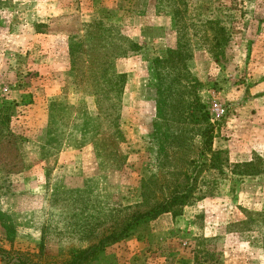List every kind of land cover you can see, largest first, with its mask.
Returning a JSON list of instances; mask_svg holds the SVG:
<instances>
[{"label":"rangeland","instance_id":"1","mask_svg":"<svg viewBox=\"0 0 264 264\" xmlns=\"http://www.w3.org/2000/svg\"><path fill=\"white\" fill-rule=\"evenodd\" d=\"M33 1L0 0V264L94 249L81 264L191 263L199 245L220 264H264V0H71L36 25L47 55L73 46L68 71L36 65ZM204 141L223 151L206 155L213 196L98 244L181 182ZM69 147L91 160L53 173ZM256 157L258 173H231Z\"/></svg>","mask_w":264,"mask_h":264},{"label":"trees","instance_id":"2","mask_svg":"<svg viewBox=\"0 0 264 264\" xmlns=\"http://www.w3.org/2000/svg\"><path fill=\"white\" fill-rule=\"evenodd\" d=\"M121 2V0H117L116 7L118 10L125 8L121 5ZM72 48V45L69 46L70 52L72 51ZM116 75L122 77L123 80L124 73H115V76ZM117 92L119 93L120 89ZM211 130L212 129H207V132H211ZM222 152L223 151L221 150H212L210 142L204 141L203 148L199 152L197 158L195 160H190L189 163L191 164V167L185 170L182 180L183 183L182 181L179 183H177L178 181H176L174 187H172L171 191L165 197L153 204L148 209L136 213L132 217L131 221H129L121 231H119L117 234L109 235L105 239H101L98 244L109 239L115 242L121 237H127L134 232L133 229L135 227H138V225H141L142 223H148L152 220H155L162 214H179L182 207L189 202H193L195 200H198L199 198H204L206 196H213L214 194L212 190L201 191V186L211 184L210 180H206L204 176V172H206L212 165V163H210L206 168V162L207 160H209L206 155H210V160L214 163V158H216L217 155ZM225 160L227 159L225 158L224 161ZM260 162H262L261 159L259 157H256L255 161L254 159H252L249 162L246 161L241 164H235L231 173H235L236 175L258 173L260 171V169H258V164H260ZM219 169L224 178H230L228 174L223 173L224 169L222 167ZM200 246L201 245H199L198 249L194 251L193 261L191 263H179L172 255H167L165 258V264H220V258L216 254L209 251L205 247ZM95 250L96 249L91 250L87 254L80 253V256H74L72 261H69L66 264H81L92 252H95ZM6 255L7 251L0 247V257L5 259L6 257H8Z\"/></svg>","mask_w":264,"mask_h":264},{"label":"crops","instance_id":"3","mask_svg":"<svg viewBox=\"0 0 264 264\" xmlns=\"http://www.w3.org/2000/svg\"><path fill=\"white\" fill-rule=\"evenodd\" d=\"M32 1V0H29ZM35 2V8H32L30 11H28L29 19L31 18L32 22L28 19L24 18L23 21L24 26L26 27V31L30 33V35H33L34 33L36 36H39L40 39L37 40V44H35L34 49H37V51L40 53L37 57L36 65L40 66L41 70L46 68V62L48 63V68H53V70H62V71H68L69 70V46L67 44L65 50H63L61 53H57V56L54 54H48L46 53V49L48 48V45L46 43L45 37L47 36L46 32L36 30L37 24H47L50 23L53 20V17L58 16L59 17H65L64 14L75 12L72 7V1L71 0H34ZM37 6V7H36ZM72 7V8H71ZM77 12V11H76ZM78 13V12H77ZM23 26V27H24ZM264 33V31H263ZM64 38H67V34H64L62 32H59ZM34 46V45H32ZM43 55V56H42ZM118 66V65H117ZM47 68V69H48ZM52 70V69H50ZM64 83L59 85L60 87L63 86ZM60 90L57 92L59 93ZM56 93H54L53 97ZM45 96L51 97L50 93H47ZM57 96V95H56ZM47 102L42 101V103H39L38 106L43 107V113L47 114ZM32 106L36 104H31ZM31 106V107H32ZM245 132L244 128L239 129L236 131V133L240 134L241 132ZM247 135H243V139L248 140L251 144V146L255 149L256 142L253 138H251L248 133ZM34 142V141H33ZM32 142V144H33ZM36 147H37V157L40 159L42 157L40 155L41 147L45 145V138L40 139L39 141H35ZM89 147V146H88ZM88 147H85L81 150H75L72 147L69 148H63L60 150L57 154V162L56 165L53 167V173H56L57 171H60L66 167H69L72 165L70 162L72 158H77L78 156H83L85 158V161H87V157L89 156V159L91 157V149ZM84 154V155H83ZM27 158H25L26 160ZM91 160V159H90ZM62 165H65L64 168H61ZM4 200V199H3ZM2 201V200H1ZM3 207L5 208V202L3 201ZM26 229V228H25Z\"/></svg>","mask_w":264,"mask_h":264},{"label":"built area","instance_id":"4","mask_svg":"<svg viewBox=\"0 0 264 264\" xmlns=\"http://www.w3.org/2000/svg\"><path fill=\"white\" fill-rule=\"evenodd\" d=\"M222 114V111H219V110H217V112L215 113V115L217 116V117H219V115H221Z\"/></svg>","mask_w":264,"mask_h":264}]
</instances>
